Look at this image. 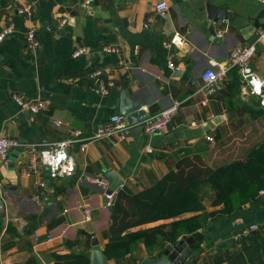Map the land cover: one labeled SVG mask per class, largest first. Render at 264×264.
Here are the masks:
<instances>
[{
	"label": "crops",
	"instance_id": "1",
	"mask_svg": "<svg viewBox=\"0 0 264 264\" xmlns=\"http://www.w3.org/2000/svg\"><path fill=\"white\" fill-rule=\"evenodd\" d=\"M84 1L0 0V32L13 28L12 35L0 41V135L27 142L25 152L17 151L20 144L8 162L0 161V264L30 260L55 264V254H84L91 260L93 238L103 252L110 239L114 205H106L105 190L95 180L109 181V171L125 185L121 191L136 194L153 187L185 157L217 166L243 158L264 143L263 97L251 94L238 70L230 69L214 91L201 79L207 69L227 61L235 48L250 44L243 32L252 27V35L261 34L252 67L264 81V0H165L169 6L165 18L156 14L159 0H90L88 7ZM208 5L225 9L233 20H211ZM26 9L29 12L20 13ZM30 29L37 32V49L27 46ZM176 31L187 36V46L171 51L164 43ZM104 46L116 52L105 53ZM80 47L88 52L73 58ZM170 61L177 70L169 68ZM95 71L102 75L92 76ZM102 82L114 84L108 94L102 93ZM124 91L141 103L149 118L181 103L168 132L115 134L89 142L82 151L85 139L119 113ZM13 94L46 100L49 110L27 115L12 100ZM216 118L220 123L207 131ZM54 121L61 124L56 126ZM75 131L83 134L67 148L74 162L70 176L50 179L43 168L26 175L29 145L66 141ZM206 191L210 190L203 191L205 209L200 213L220 210L222 206L211 207ZM85 208L91 210V221L85 220ZM263 222L264 196H257L194 235L181 236L178 242L185 241L193 251L186 264H212L218 255L242 251L244 244L240 240L236 244L233 236ZM35 231L40 238L36 248ZM189 240L210 243L211 248L197 249ZM171 245L166 242L151 254L140 245L133 255L107 261L139 264L145 258H160Z\"/></svg>",
	"mask_w": 264,
	"mask_h": 264
},
{
	"label": "trees",
	"instance_id": "2",
	"mask_svg": "<svg viewBox=\"0 0 264 264\" xmlns=\"http://www.w3.org/2000/svg\"><path fill=\"white\" fill-rule=\"evenodd\" d=\"M188 154V151H186ZM211 197V207L204 211V196ZM264 189V143L254 146L243 158L217 166H209L198 158H183L176 169L153 187L136 194L119 191L109 227V242L103 254L107 260L133 255L140 245L151 254L176 244L178 238L194 235L218 216L233 213L255 200ZM157 227L133 232L132 229L162 220H171ZM89 236V235H88ZM162 238V241H160ZM245 240L248 243L245 244ZM191 243L193 241L189 240ZM242 251L218 255L212 264H264V232L241 237ZM200 243H193L199 248ZM55 264H91L87 255L55 254ZM30 260L26 264H35Z\"/></svg>",
	"mask_w": 264,
	"mask_h": 264
},
{
	"label": "built area",
	"instance_id": "3",
	"mask_svg": "<svg viewBox=\"0 0 264 264\" xmlns=\"http://www.w3.org/2000/svg\"><path fill=\"white\" fill-rule=\"evenodd\" d=\"M91 4L90 0L84 1V6L88 7ZM156 14L160 17H167L169 6L165 0H159L155 6ZM29 12V9L20 11V13ZM67 23L66 20L62 21V25ZM13 33L12 26L5 27L0 32V41L5 40L7 37L11 36ZM219 37L223 36L222 32H219ZM26 43L30 49H37L39 47L37 32L35 29H30L26 35ZM164 46L168 50H178L185 49L187 46V36L176 31L171 37H169ZM105 53H113L116 50L110 46H104L102 48ZM88 52L85 47L77 48L73 53V58H78ZM257 53V46L255 44L243 45L235 48L229 59L223 63L215 65L207 69L201 76L202 81L209 87L212 91L219 88L220 83L225 79L228 71L230 69H236L240 73L243 82L250 86L251 94L263 97L262 104L264 105V81H260L253 70L252 60ZM169 68L172 70H177L174 61L169 62ZM92 76L98 77L102 75L101 71H95L91 74ZM114 86L112 82L104 83L100 85L102 93L108 94L110 89ZM12 100L21 107L22 110L29 111L32 114L38 115L49 110V103L43 99H26L20 94H13ZM181 103H176L171 108L160 112L159 114L141 122L139 125L142 126V132L146 135L154 136L158 134H163L168 132L170 129V124L174 114L179 109ZM56 126L61 123L59 121H54ZM131 126L127 125V118L120 113L115 114L111 117L108 124L104 125L97 130L95 134L85 139L86 142L83 143L81 150L85 151L89 142L98 139L108 138L115 134H122L124 131L130 129ZM81 131H75L74 137L66 141H57L50 144H32L28 146L29 154V164L26 175L32 176L35 172L40 171L43 167L48 166L50 168V179H56L58 177L70 176L74 171V162L72 157L68 154L67 148L76 143L82 136ZM208 140L213 142L212 137H208ZM20 143L7 137L5 135H0V161L8 162L12 151L17 148ZM150 149H147L149 151ZM96 185L105 190L104 196L106 199V205L111 207L114 205L119 191L124 189L125 185L122 183L116 189H111L110 183L106 178H97L95 180ZM44 187L45 184L41 183ZM258 196H264V190H261ZM85 220L91 221V210L85 208ZM264 232V222L263 223H253L246 227L243 231L236 234L238 237H248L253 233H263ZM48 241H52L48 237ZM40 238L38 232L35 231V248L39 246Z\"/></svg>",
	"mask_w": 264,
	"mask_h": 264
},
{
	"label": "water",
	"instance_id": "4",
	"mask_svg": "<svg viewBox=\"0 0 264 264\" xmlns=\"http://www.w3.org/2000/svg\"><path fill=\"white\" fill-rule=\"evenodd\" d=\"M207 12L211 20H233L232 14L228 13V11H226L225 9L213 5L207 6ZM253 31L254 29L250 27L246 28L243 33L248 36L247 39L249 40L250 44H255L256 46H258V40L260 39L261 34L260 32H254V34L252 35ZM141 108V103L132 100L129 93L124 91V93L121 95L119 113L127 118V125L131 126V128L124 131L122 133V136L135 137L139 136L142 133V126L139 124L147 120L149 116ZM29 114L31 113L27 111V115ZM228 117L229 116H227V118ZM220 121V118H216L212 122H210L208 124L207 131L213 129V124L220 123ZM20 144L22 146L17 148V151L23 153L26 150L24 146L27 145V142L21 141ZM16 158H18V156H16ZM43 170L44 172H46V176L50 177V168L48 166H45L43 167ZM106 177L111 182V189H116L120 184H122L121 180L116 179L117 177L112 171L107 172ZM98 245L99 243L97 239L93 238L91 264H109L103 252L98 248ZM192 253V249L185 241H179L176 244L171 245L167 249H165L163 255L160 258H145L139 264H186V262L190 259Z\"/></svg>",
	"mask_w": 264,
	"mask_h": 264
},
{
	"label": "rangeland",
	"instance_id": "5",
	"mask_svg": "<svg viewBox=\"0 0 264 264\" xmlns=\"http://www.w3.org/2000/svg\"><path fill=\"white\" fill-rule=\"evenodd\" d=\"M233 237H234L233 241H235L236 244H239V242L241 241V238L238 237V236H236V235H234ZM199 239H200V237H199V238H196V239H194V240H199ZM239 240H240V241H239ZM238 241H239V242H238ZM198 243H200V244H199V246H200L199 248H201V249H203V250H204V249H209V248H211V247H210V246H211L210 243H207L206 245H204V244L202 245V243H201L200 241H198ZM213 247L215 248L214 245H212V248H213Z\"/></svg>",
	"mask_w": 264,
	"mask_h": 264
}]
</instances>
